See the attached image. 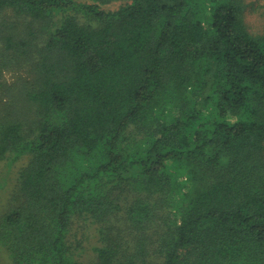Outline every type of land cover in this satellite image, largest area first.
I'll return each instance as SVG.
<instances>
[{
	"label": "trees",
	"instance_id": "obj_1",
	"mask_svg": "<svg viewBox=\"0 0 264 264\" xmlns=\"http://www.w3.org/2000/svg\"><path fill=\"white\" fill-rule=\"evenodd\" d=\"M89 1L0 0V75L30 67V114L0 113V160L28 156L9 264H264V33L244 0ZM77 225L100 237L86 259Z\"/></svg>",
	"mask_w": 264,
	"mask_h": 264
},
{
	"label": "rangeland",
	"instance_id": "obj_2",
	"mask_svg": "<svg viewBox=\"0 0 264 264\" xmlns=\"http://www.w3.org/2000/svg\"><path fill=\"white\" fill-rule=\"evenodd\" d=\"M78 3H92L89 0H75ZM245 23L251 34L255 36L263 35L264 33V0H244ZM126 3L123 1L113 2L106 5H101V9L114 12L123 7ZM24 33H28V29H23ZM32 32L31 29L29 30ZM2 35L6 33L2 31ZM30 38V37H29ZM1 40V39H0ZM3 44V41H1ZM28 63H24L21 67H11L7 71H4L0 75V82L6 85V89L0 91V108L3 109V115H11L15 117H21L22 115L28 116L30 114L29 105H24L23 94H19L21 85L18 82L19 77L30 81ZM29 73V74H28ZM17 85V91H14V86ZM18 93V95H17ZM28 156L17 158L13 153L7 154V156L0 160V220L1 218L13 210L17 203V198H14L18 194V178L20 171L27 164ZM80 225L74 228V233H77L76 239L82 241L79 249H84V258L93 252V248L96 244H99L100 237L95 228L91 229H79ZM84 233V235H83ZM5 251L0 246V264H9L10 259L6 256ZM88 259V258H87Z\"/></svg>",
	"mask_w": 264,
	"mask_h": 264
}]
</instances>
